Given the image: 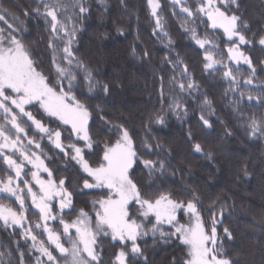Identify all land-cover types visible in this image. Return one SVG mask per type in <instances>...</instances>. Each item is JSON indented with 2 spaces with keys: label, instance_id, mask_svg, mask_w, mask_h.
Instances as JSON below:
<instances>
[{
  "label": "snow or ice",
  "instance_id": "1",
  "mask_svg": "<svg viewBox=\"0 0 264 264\" xmlns=\"http://www.w3.org/2000/svg\"><path fill=\"white\" fill-rule=\"evenodd\" d=\"M103 2L104 0H100L101 4ZM86 3L87 0H36L37 6L24 13L25 16L31 14L37 18L42 17L46 26H50L48 47L53 53L55 81H50L49 76L38 70L40 64L32 59L29 48L18 38L17 33L23 31L21 25L24 21L18 16H10L7 10H0V23L4 25L0 27V168H4L7 173L0 175V198L6 197L18 205L17 210L11 204L0 202V221L6 229L12 228L13 234L17 228L22 229L20 239L25 243L31 241L27 252L20 250L19 241H13L16 244L13 250L4 246L5 251H0V261L12 264L11 259L4 261V258L18 252L19 264H25L28 253L35 256V264H103V241L110 238L113 243L119 242L122 245L110 264H126L129 253L132 257L144 255L138 240L151 233L154 240L158 236L165 243L173 237L178 240L187 250L183 264H234L227 257L223 240L218 233L222 219H218L214 213L210 221H205L199 208L201 201L195 191L189 189L192 198L185 202L173 198L171 191L157 190L146 194L138 186L133 178L137 166L143 165L149 177H152L157 173L163 175L167 165L163 158L143 159L132 135L123 125H112L119 135L115 141L103 142V153L98 166L93 167L85 159V151H91L100 142L94 141L90 133L89 107L76 93L80 85L79 78L82 76L89 94L101 89L105 96L110 93V85L97 80L93 70L75 55L73 49L79 22L90 11L85 7ZM171 3L174 7L179 6L180 14L184 16L181 27L204 52L203 70L218 71L222 67V79L232 85L228 91L238 92L241 88L240 81L231 65L234 63L239 67L243 63L251 69L243 85H251L256 69L251 57L241 50V46H250L255 42L264 49V34L259 35L257 41L256 33L249 38L242 31V28L249 30V25L247 22L242 24L241 16L236 14L240 11V0H193L195 7L189 6L188 0H171ZM148 5L152 16L156 18L154 34L159 30L163 36H167L157 11L160 8L158 0H148ZM197 20L205 25L206 30H222L226 60L222 55L220 59L216 58L220 46L213 37H202L199 34ZM259 32L264 33V26ZM61 44L63 47H60ZM167 46H171L170 38ZM144 55L148 56V53L145 52ZM164 59L172 64L174 75L169 84L175 95L167 98L168 106L165 109L161 78L162 107L148 113L145 127L153 122L163 125L168 112L177 118H180L181 112L186 115L188 108L184 97L199 91L200 85L189 74L188 67L182 60L173 61L169 56ZM261 87L264 88V85ZM243 97L244 93L241 92L240 98ZM247 99L249 102L255 99L259 106L264 103V91L255 97L249 93ZM236 103L238 105L239 101ZM202 104L211 107V101L206 96ZM36 105H39L48 118L58 121L60 126L53 129L27 110ZM234 111L240 113L238 119L244 122L243 126L250 137L264 135V116H247L238 106ZM200 121L205 127H211L203 114ZM28 122L29 127L40 134L41 139L46 137L49 143L79 167L85 175L83 189H107L106 196L92 201L94 221L89 211L75 208L73 192L65 187V179L57 182L52 178L53 173L45 163L48 157L41 142L28 136V128L25 127ZM65 132L69 141L67 144L63 142ZM227 134L231 135L230 132ZM188 138L193 139L191 131ZM192 147L194 152L211 158V153H204L200 143ZM155 149L158 154H171L161 144H157ZM142 150L151 155L153 146L145 141ZM28 166H31V171ZM243 171L247 174L246 166ZM42 173H47L48 178L44 179ZM29 199L31 205L38 210V219L35 221H29L26 215ZM54 201H58L59 212H54L57 207ZM130 202L137 206L135 211L131 210ZM211 207H215V202ZM181 211L187 217V223L180 222L178 213ZM66 212H75V218L65 219ZM220 217H223V210ZM50 222H58L62 231L52 227ZM165 227L170 231H165ZM73 230L75 235L72 234ZM40 235L46 239H40ZM224 236L232 239L228 228L224 229ZM36 253L39 255H35ZM144 264H147L146 257ZM172 264L178 262L173 259Z\"/></svg>",
  "mask_w": 264,
  "mask_h": 264
},
{
  "label": "trees",
  "instance_id": "2",
  "mask_svg": "<svg viewBox=\"0 0 264 264\" xmlns=\"http://www.w3.org/2000/svg\"><path fill=\"white\" fill-rule=\"evenodd\" d=\"M158 2V14L162 18L163 30L167 36H163L159 30L154 34L156 22L147 0H104L102 4L100 0H87L85 4L90 11L79 22L73 49L75 55L93 70L97 80L110 85V93L107 96L103 94L102 89L89 94L82 76L79 78L80 85L76 93L89 107L90 133L94 141L100 142L91 151H85V159L93 167L98 166L103 153V142L115 141L119 135L112 125H123L132 135L137 151L143 159L163 158L166 161L163 175L157 173L149 177L143 165L136 167L133 178L144 193L171 191L173 198L187 202L192 198L189 189L195 191L200 198L199 208L205 221H210L214 213L218 219H222L218 233L223 240L227 257L232 259L234 264H264V135L250 137L248 130L243 126L244 122L238 119L240 113L234 111L238 106L247 116H264V103L258 106L255 99L251 102L247 99L249 93L255 97L264 91L261 87L264 85V49L255 42L250 46H241V50L252 59L256 69L255 76L251 85L244 86L243 81L249 77L251 69L244 64L239 67L232 64L241 88L238 92L228 91L232 85L222 79V67L218 71L203 70L204 52L181 27L184 16L180 14V8L174 7L171 0ZM36 6V0H0V10H7L10 16H18L24 21L21 25L23 31L17 33L18 38L29 48L32 59L40 64L38 70L49 76L50 81H55L53 53L48 47L50 26H46L42 17L24 15ZM236 14L241 16L242 24L247 22L249 25V30L242 28L246 36L251 38L253 33H256L258 41L259 35L264 34L259 32L264 26V0H240V11ZM196 24L202 37H213L219 44L220 52L216 58L220 59L222 55L226 60L223 34L218 30H206L199 20ZM0 27L4 25L0 23ZM169 38L170 47L167 46ZM145 52L148 56L144 55ZM166 56L171 57L173 61L180 59L187 65L189 74L200 85L199 91L184 97L188 108L186 115L181 112L180 118H177L168 112L163 125L153 122L145 127L148 113L162 107L161 78L165 109L168 106L167 98L175 95L169 84L174 72L172 64L164 59ZM241 92L244 93L243 99L240 98ZM205 96L211 101L210 108L202 104ZM27 110L53 129L60 126L54 118H48L39 105L28 107ZM202 114L209 120L211 127L202 124ZM29 125L30 122L25 125L28 128V136L41 142L48 157L45 163L53 173L52 178L57 182L65 179V187L73 192L75 208L89 211L94 221L92 201L106 196L107 189H83L85 175L79 167L59 149L53 147L46 137L41 139L40 134ZM190 131L193 134L191 140L188 138ZM228 132L231 135H228ZM64 137L63 142L67 144L69 141L66 132ZM145 141L153 146L151 155L142 150ZM196 143L202 145L204 153H211V158L194 152L192 146ZM157 144L163 145L171 154H158L155 149ZM245 166L247 174L243 171ZM28 170L31 171V166H28ZM6 174V170L0 168V175ZM0 202L11 204L18 210V205L6 197L0 198ZM214 202L215 207H211ZM28 206V220H37L38 211L31 205L30 199ZM130 207L135 211L137 206L132 203ZM54 212H59V209L54 208ZM75 215V212H66L65 219H74ZM50 225L62 231L58 222H50ZM225 228L230 231L231 240L224 236ZM164 230L170 231L167 227ZM21 231L22 229L17 228L13 234V229H6L0 221V251H5L4 246H7L8 250L15 249L16 244L13 241H19L20 250L27 252L31 241L25 243L21 240ZM39 238L46 239L43 235ZM138 244L144 255L132 257L129 253L126 264H144L145 257L147 264H172L173 259L178 264H183L186 258V248L174 237L165 243L158 236L154 240L152 235H149L139 239ZM121 247L119 242L113 243L110 238L104 240L103 264H110ZM54 254L58 255L55 252ZM8 259H11L12 264H19L18 252H14L11 257H5L4 261ZM0 264H3V261H0ZM25 264H35V256L32 253L26 255Z\"/></svg>",
  "mask_w": 264,
  "mask_h": 264
},
{
  "label": "rangeland",
  "instance_id": "3",
  "mask_svg": "<svg viewBox=\"0 0 264 264\" xmlns=\"http://www.w3.org/2000/svg\"><path fill=\"white\" fill-rule=\"evenodd\" d=\"M148 1V0H147ZM188 4H189V6H192V7H195V4L193 3V0H189L188 1ZM177 8H179V6H176ZM149 10H150V12H151V9H150V7H149ZM158 11V10H157ZM153 19H154V21L156 22V18L155 17H153ZM218 31H220L221 33H222V30H219L218 29ZM223 34V33H222ZM225 50H226V46H225ZM226 55H227V52H226ZM226 59H227V56H226ZM234 64V63H233ZM241 64H243V63H241ZM43 111V110H42ZM52 145V144H51ZM53 147H54V145H52ZM42 176H43V178L44 179H47L48 178V176H47V173H42ZM34 190H38V189H35L34 188ZM54 203L57 205V208H58V201H54ZM132 204V202H130V205ZM37 210V209H36ZM38 211V210H37ZM180 215H181V218H180ZM178 217H179V219L180 220H182V222L181 223H187V217L184 215V213L181 211V212H179L178 213ZM138 222H140V220L138 219ZM147 226H149L150 227V225H147ZM73 235H75V233H74V230H73V233H72ZM149 235H151V233H149L147 236H149ZM143 238V237H142ZM65 246L67 247L68 245H67V243L65 242ZM129 249H130V245H129ZM129 249H127V251L129 250Z\"/></svg>",
  "mask_w": 264,
  "mask_h": 264
}]
</instances>
